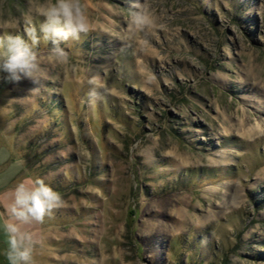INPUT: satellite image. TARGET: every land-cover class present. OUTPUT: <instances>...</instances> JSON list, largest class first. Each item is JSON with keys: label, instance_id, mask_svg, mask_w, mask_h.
Returning a JSON list of instances; mask_svg holds the SVG:
<instances>
[{"label": "rangeland", "instance_id": "1", "mask_svg": "<svg viewBox=\"0 0 264 264\" xmlns=\"http://www.w3.org/2000/svg\"><path fill=\"white\" fill-rule=\"evenodd\" d=\"M82 2L67 62L39 41L35 83L0 79V157L24 166L7 192L62 196L23 226L33 264H264V0H141L142 30L131 0ZM38 4L0 0V32L26 35Z\"/></svg>", "mask_w": 264, "mask_h": 264}, {"label": "clouds", "instance_id": "2", "mask_svg": "<svg viewBox=\"0 0 264 264\" xmlns=\"http://www.w3.org/2000/svg\"><path fill=\"white\" fill-rule=\"evenodd\" d=\"M40 17L36 26L34 17ZM131 26L142 30L151 26L152 18L141 0H131ZM26 35L14 30L0 32V79L8 83L34 80L38 69L37 43H49V59L67 62L69 53L62 46L69 40L93 30L94 22L82 0H39L38 6L24 16ZM32 91V90H30ZM62 203L61 194L42 177H25L11 190L7 218L0 224L7 243L9 264H33L37 240L23 228L32 222H43Z\"/></svg>", "mask_w": 264, "mask_h": 264}, {"label": "crops", "instance_id": "3", "mask_svg": "<svg viewBox=\"0 0 264 264\" xmlns=\"http://www.w3.org/2000/svg\"><path fill=\"white\" fill-rule=\"evenodd\" d=\"M10 162H13V163L9 167V169H10L9 172L3 173L0 176V193L1 194L3 193L2 195L6 194L7 196L11 195V193L7 192V191H9L7 188H9L12 185L13 180L16 179L21 174V172H23V169H24L23 163L15 160V159H14V161H12L11 159H8V155L4 154L3 157H0V164L1 165H3V164L7 165ZM3 213H5L4 210H3Z\"/></svg>", "mask_w": 264, "mask_h": 264}, {"label": "bare ground", "instance_id": "4", "mask_svg": "<svg viewBox=\"0 0 264 264\" xmlns=\"http://www.w3.org/2000/svg\"><path fill=\"white\" fill-rule=\"evenodd\" d=\"M243 123V122H242Z\"/></svg>", "mask_w": 264, "mask_h": 264}]
</instances>
